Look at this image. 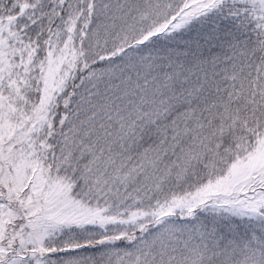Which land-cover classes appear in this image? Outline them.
I'll use <instances>...</instances> for the list:
<instances>
[{
  "label": "snow or ice",
  "instance_id": "obj_1",
  "mask_svg": "<svg viewBox=\"0 0 264 264\" xmlns=\"http://www.w3.org/2000/svg\"><path fill=\"white\" fill-rule=\"evenodd\" d=\"M0 264H264V0H0Z\"/></svg>",
  "mask_w": 264,
  "mask_h": 264
}]
</instances>
